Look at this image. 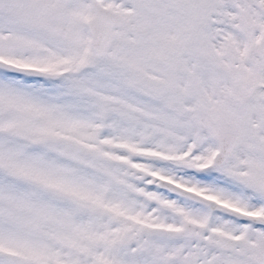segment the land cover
I'll list each match as a JSON object with an SVG mask.
<instances>
[{
  "label": "snow or ice",
  "instance_id": "obj_1",
  "mask_svg": "<svg viewBox=\"0 0 264 264\" xmlns=\"http://www.w3.org/2000/svg\"><path fill=\"white\" fill-rule=\"evenodd\" d=\"M0 264H264V0H0Z\"/></svg>",
  "mask_w": 264,
  "mask_h": 264
}]
</instances>
